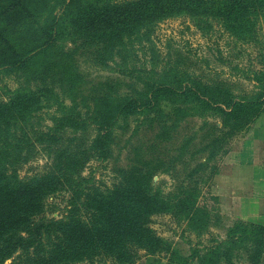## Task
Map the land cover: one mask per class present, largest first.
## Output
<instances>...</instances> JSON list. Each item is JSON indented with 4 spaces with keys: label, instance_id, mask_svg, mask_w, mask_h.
Listing matches in <instances>:
<instances>
[{
    "label": "rangeland",
    "instance_id": "1",
    "mask_svg": "<svg viewBox=\"0 0 264 264\" xmlns=\"http://www.w3.org/2000/svg\"><path fill=\"white\" fill-rule=\"evenodd\" d=\"M48 1L44 18L59 16ZM185 8L137 34H61L44 54L7 34L23 55L0 66V167L29 189L49 178L39 218L73 213L98 230L105 207L137 223L142 195L162 201L145 225L156 252L75 264H210L218 248L220 264H264L251 243L227 252L237 221L264 224V158L249 135L264 112V0ZM34 259L17 248L0 264Z\"/></svg>",
    "mask_w": 264,
    "mask_h": 264
},
{
    "label": "trees",
    "instance_id": "2",
    "mask_svg": "<svg viewBox=\"0 0 264 264\" xmlns=\"http://www.w3.org/2000/svg\"><path fill=\"white\" fill-rule=\"evenodd\" d=\"M206 1L53 0L61 3L62 13L57 16L53 10L46 19L44 13L50 5L48 0H0V66L23 55L16 49L18 38L10 39L7 34H24L22 40L34 38L37 44L33 49L44 54L50 48H47L49 41L61 34H79L80 37H84L87 31H96L97 36L102 37L106 34H137L155 20L186 10L185 7L203 5ZM39 18L44 19L43 22ZM263 113L259 112L256 118ZM48 184L49 178H46L35 183L33 188H26L13 180L7 168L0 167V262L17 248L22 250L23 256L35 257L34 262L38 264H75L100 255L119 257L124 263H131L138 255V248L150 253L157 251L158 239L152 237L145 225L150 208L155 206L156 211L164 210L159 208L158 204H162L159 198L140 195L138 225L130 221L127 212L117 214L115 206H108L104 208L107 221L102 228L86 230L73 213L68 220L62 221L45 222L39 218L45 212L43 199L49 194ZM127 221L133 224L132 227H127ZM135 232L138 239L133 242L130 238ZM45 234L53 244L49 250L41 241ZM228 237L227 252L230 255L235 247L250 243L259 256L264 252L262 224L237 221ZM32 246L34 252H30ZM225 254L218 248L206 259L214 255L210 264H220L219 260Z\"/></svg>",
    "mask_w": 264,
    "mask_h": 264
},
{
    "label": "crops",
    "instance_id": "3",
    "mask_svg": "<svg viewBox=\"0 0 264 264\" xmlns=\"http://www.w3.org/2000/svg\"><path fill=\"white\" fill-rule=\"evenodd\" d=\"M249 135H251V137L254 139V144H258V142H259V144H260L259 148H261L260 149L261 154L259 156L264 158V113L257 119L256 124L250 130ZM236 165L238 167L241 166V164L239 162ZM254 169L256 172V175L254 172L255 179L257 181L264 182V164H263V162H262V164H258V165L255 164ZM235 172H238V171H235ZM262 225H264V224H262Z\"/></svg>",
    "mask_w": 264,
    "mask_h": 264
}]
</instances>
